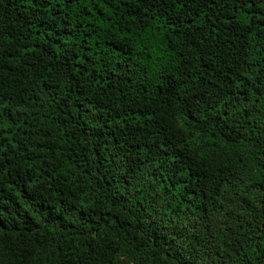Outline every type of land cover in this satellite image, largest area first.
I'll use <instances>...</instances> for the list:
<instances>
[{
  "label": "trees",
  "instance_id": "1",
  "mask_svg": "<svg viewBox=\"0 0 264 264\" xmlns=\"http://www.w3.org/2000/svg\"><path fill=\"white\" fill-rule=\"evenodd\" d=\"M0 264H264V0H0Z\"/></svg>",
  "mask_w": 264,
  "mask_h": 264
}]
</instances>
